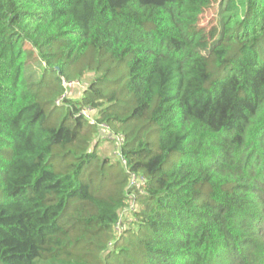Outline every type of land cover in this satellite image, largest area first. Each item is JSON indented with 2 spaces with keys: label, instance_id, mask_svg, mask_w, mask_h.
Masks as SVG:
<instances>
[{
  "label": "trees",
  "instance_id": "16d2710c",
  "mask_svg": "<svg viewBox=\"0 0 264 264\" xmlns=\"http://www.w3.org/2000/svg\"><path fill=\"white\" fill-rule=\"evenodd\" d=\"M0 264H264V0H0Z\"/></svg>",
  "mask_w": 264,
  "mask_h": 264
},
{
  "label": "rangeland",
  "instance_id": "374dc122",
  "mask_svg": "<svg viewBox=\"0 0 264 264\" xmlns=\"http://www.w3.org/2000/svg\"><path fill=\"white\" fill-rule=\"evenodd\" d=\"M219 12H220V4H214L209 10L205 11L204 15L201 17L200 20V26L204 28L207 32L213 29V27H216L218 25L219 20ZM26 49H31L30 46H26ZM28 65H30L31 69L33 71L39 72L41 70V63L36 55V53L31 54L28 60ZM76 88L72 90L71 98L73 100H78L81 98L83 89L85 88L83 83H76ZM96 121V120H95ZM104 128V127H102ZM101 130V129H100ZM103 135L98 134L96 141L94 142V145H98V154L102 158H109L110 162H119L121 160L120 158V148L119 145H117L120 142H116L111 138L109 135H106L104 131ZM99 141V142H97ZM115 170V168H114ZM132 206H135V209H139L140 206L136 202V204H132ZM125 217L123 218V224L126 227H131L134 222V218L131 212L125 213ZM132 228V227H131Z\"/></svg>",
  "mask_w": 264,
  "mask_h": 264
},
{
  "label": "built area",
  "instance_id": "2783aa9c",
  "mask_svg": "<svg viewBox=\"0 0 264 264\" xmlns=\"http://www.w3.org/2000/svg\"><path fill=\"white\" fill-rule=\"evenodd\" d=\"M82 115L83 116H85L87 119H89L92 123H94L95 122V118H94V116L96 115V110L95 109H92V108H86V109H84L83 111H82ZM102 127H104L105 129H108L107 128V126H103L102 125ZM112 138V137H111ZM116 140L118 141V142H121V140H122V136H118V137H116ZM140 180H138L137 179V177L135 176V175H133V177H132V182H131V185H130V187L131 186H133V185H136V186H140V185H143V183H144V180L143 179H141V181L139 182ZM129 207L130 208H127L122 214V218H124L126 215H125V213H128V212H132V210L134 209V207L132 206V204L131 205H129ZM117 230L119 231H121V229H120V225H118V227H117Z\"/></svg>",
  "mask_w": 264,
  "mask_h": 264
}]
</instances>
